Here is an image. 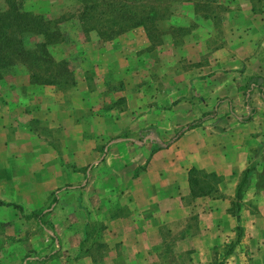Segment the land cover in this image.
<instances>
[{
  "label": "crops",
  "instance_id": "0c3cea01",
  "mask_svg": "<svg viewBox=\"0 0 264 264\" xmlns=\"http://www.w3.org/2000/svg\"><path fill=\"white\" fill-rule=\"evenodd\" d=\"M180 4L178 38L99 40L116 89L84 69L73 86L1 81L0 264H264L251 182L228 213L255 143L244 99L264 87V0Z\"/></svg>",
  "mask_w": 264,
  "mask_h": 264
},
{
  "label": "trees",
  "instance_id": "16d2710c",
  "mask_svg": "<svg viewBox=\"0 0 264 264\" xmlns=\"http://www.w3.org/2000/svg\"><path fill=\"white\" fill-rule=\"evenodd\" d=\"M75 13L82 32L93 31L102 41H110L117 36L141 26L152 44L157 36L156 23L162 17V0H79ZM182 1V0H179ZM25 0H0V79L15 66H20L29 81L42 85H73L72 70L65 59L55 60L49 53V46L68 42L69 36L60 27V18L50 19L25 9ZM164 3V2H163ZM160 42V40H157ZM154 43V42H153ZM263 172H256L254 166H247L241 172L239 181L230 201L228 213L239 221L242 198L250 185L251 176L264 178ZM194 169L189 170L191 192L203 193L197 187L192 191V181H196ZM194 179H193V178ZM193 179V180H192ZM0 205H10L0 201ZM17 207V206H15ZM236 238L228 244L224 256L229 254L242 234L241 227L235 226ZM216 264H222L218 262Z\"/></svg>",
  "mask_w": 264,
  "mask_h": 264
},
{
  "label": "rangeland",
  "instance_id": "374dc122",
  "mask_svg": "<svg viewBox=\"0 0 264 264\" xmlns=\"http://www.w3.org/2000/svg\"><path fill=\"white\" fill-rule=\"evenodd\" d=\"M79 2V0H25L23 3L26 4V7H30L31 10L29 11L32 13L41 14L50 19L61 17L60 27L62 30L66 31L69 40L68 42L49 46L48 50L55 60L65 59L67 61L68 67L72 70L74 84L75 79L80 78V74L84 69V81L89 88H94V85H97V82H94V80L97 81L99 79L103 81L105 90L109 91L112 88L116 89V87L121 85V76L113 69L107 71L103 68L101 69L99 58L103 52V45L100 43V39L93 31L87 33L82 32L76 20L75 13L79 7ZM180 2L179 0H162V17L156 23L157 36L153 39L154 43L152 42L151 47L154 48L158 43L165 42L170 36L171 38L180 37L181 28L177 25L179 21L177 15H175L181 6ZM157 40H160V42H157ZM129 46H131V44H129ZM95 68L96 70H100V72L97 71L99 73H95ZM24 73L26 72L22 67L15 66L3 74L0 83L1 81L4 83L11 82L14 78ZM262 84L263 82L259 83V88L254 95L249 94L244 99H249V102L253 104L255 110L252 113L256 120L255 127L253 126L251 128V134L253 135L255 143L251 147L247 166H254L256 172L259 173L263 172L261 163L263 164L264 160V87ZM100 102H104V104H102L103 109L109 107V105H120L122 103L121 100L108 99L105 95H103ZM260 178L261 176L258 175L256 177L254 175L251 176L252 189L248 192L247 205L252 212L258 210L257 204L255 203L258 196H261L258 197V199L260 198L261 202H263L262 204H264V198L261 195L263 194L264 196V178ZM228 244H226L225 247H227Z\"/></svg>",
  "mask_w": 264,
  "mask_h": 264
}]
</instances>
